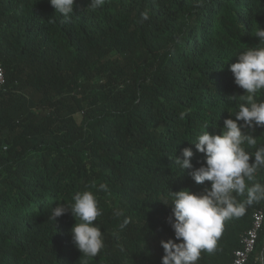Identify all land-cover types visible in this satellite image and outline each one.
<instances>
[{
    "label": "trees",
    "instance_id": "trees-1",
    "mask_svg": "<svg viewBox=\"0 0 264 264\" xmlns=\"http://www.w3.org/2000/svg\"><path fill=\"white\" fill-rule=\"evenodd\" d=\"M88 2L76 0L65 19L50 0H0V264H161L160 240L174 232L158 199L210 183L196 184L170 156L191 147L199 167L192 142L205 124L218 133L242 102L228 66L257 45L264 0ZM253 134L252 153L264 127ZM255 182L264 184V168ZM85 189L102 211L95 257L75 247L70 211L48 219ZM257 208L264 200L225 220L197 264H228ZM244 264H264V222Z\"/></svg>",
    "mask_w": 264,
    "mask_h": 264
},
{
    "label": "clouds",
    "instance_id": "clouds-1",
    "mask_svg": "<svg viewBox=\"0 0 264 264\" xmlns=\"http://www.w3.org/2000/svg\"><path fill=\"white\" fill-rule=\"evenodd\" d=\"M50 4L55 13L69 19L76 0H50ZM104 4L105 0H89L87 6L96 9ZM141 16L142 20L149 18L147 12ZM254 37L257 45L240 51L236 62L228 66L234 83L244 90L240 96L242 102L235 111L227 110L229 116L218 133L209 132V125L205 124L206 130L192 142L204 154L203 163L199 167L193 165L191 147L183 148L180 156H170L181 172L188 170L196 184L210 183L198 192L188 188L170 190L158 199L171 208L166 222L174 232V239L160 240L164 253L161 264H197L202 251L215 249L225 220L242 216L246 205L264 200V184L255 182L256 173L264 168V145L256 147L254 153L245 147L257 145L253 133L264 127V100L256 99L257 93L264 92V27H258ZM228 100L235 103L237 95L229 96ZM99 189L105 190L106 185L100 184ZM240 196L245 199L239 200ZM69 211L75 218L70 229L75 247L83 256L95 257L104 247L102 230L95 223L102 215L96 194L89 189L74 193L67 206L57 203L52 207L48 219L55 222ZM113 215L121 217L123 211L116 208ZM128 223L124 219L121 228Z\"/></svg>",
    "mask_w": 264,
    "mask_h": 264
},
{
    "label": "built area",
    "instance_id": "built-area-1",
    "mask_svg": "<svg viewBox=\"0 0 264 264\" xmlns=\"http://www.w3.org/2000/svg\"><path fill=\"white\" fill-rule=\"evenodd\" d=\"M4 83V74L0 67V86ZM264 222V212L261 208L253 210L251 225L240 235V247L235 249L228 264H244L253 252L258 233Z\"/></svg>",
    "mask_w": 264,
    "mask_h": 264
},
{
    "label": "rangeland",
    "instance_id": "rangeland-1",
    "mask_svg": "<svg viewBox=\"0 0 264 264\" xmlns=\"http://www.w3.org/2000/svg\"><path fill=\"white\" fill-rule=\"evenodd\" d=\"M77 118H79V117H77Z\"/></svg>",
    "mask_w": 264,
    "mask_h": 264
}]
</instances>
